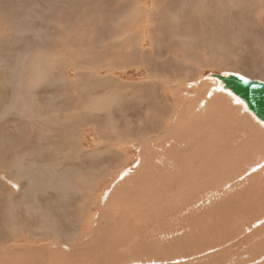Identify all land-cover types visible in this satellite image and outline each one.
Segmentation results:
<instances>
[{
	"label": "rangeland",
	"instance_id": "374dc122",
	"mask_svg": "<svg viewBox=\"0 0 264 264\" xmlns=\"http://www.w3.org/2000/svg\"><path fill=\"white\" fill-rule=\"evenodd\" d=\"M51 1L0 0V117H2L0 118V151H2L0 152V169L3 168L0 170V207L3 205L0 208V212L2 211L0 233L3 232L0 234V246L2 247H0V253L6 255L9 251L12 252L13 249L10 248L12 245L35 244L36 248L48 246L47 253L46 249H36L35 251L22 249L15 259L13 255L10 257L8 256L10 254L6 256L0 254L2 262L0 264H14V262L15 264H30V262L31 264H102L103 261H106L105 264H118L113 263V259H116L119 264L123 262V264L125 262L126 264H138L140 260L144 264H157L152 262L156 259L160 261V264H264V260L262 261L260 258V255L264 253V220H259L264 217V125L231 92L222 87L215 90L214 88L219 87L218 80L206 76L209 72L237 73L251 79L264 81V0L263 2L260 0L263 5L258 2L259 0H253V2L247 0L250 5L246 0H238V2L237 0H179V2L178 0H146L148 2L145 0L142 2H140L141 0H113V3L111 0ZM175 1L179 4L173 3ZM89 2L91 5L88 4ZM173 4L177 6L174 7ZM242 4L247 8L244 9ZM116 5L119 7L116 8ZM164 5H167V8ZM226 6V10H230L225 12ZM253 6L255 7L253 8ZM3 7L4 9H2ZM213 7L216 10L214 12ZM234 7L235 10L239 8V12L235 11ZM178 8L182 10L176 11ZM207 8L208 12H206ZM242 9H244L243 15ZM260 9L263 14L259 15ZM128 10L129 12H127ZM249 10H253L254 13L258 12L255 14L259 15V20L253 11ZM233 11L239 14H235ZM176 12L177 14H173ZM211 12L213 15L216 12L215 17ZM139 13H144V23L143 20L139 21ZM183 14L185 17L182 20ZM118 15L121 16L117 17ZM205 16L214 19L208 17L206 19ZM114 19L115 21H113ZM208 19L214 22L211 24ZM106 21L107 23H105ZM191 21L193 23H190ZM89 22L90 24H88ZM207 22L209 23L207 24ZM129 23L136 27L132 29ZM95 24L97 25L95 26ZM208 26L214 28L209 30ZM204 29L205 32H203ZM149 33L150 35H146ZM114 34L119 35L115 38ZM113 36L116 40L112 41ZM156 36L157 39L154 38ZM58 37L60 38L58 39ZM52 38L55 39L51 42ZM215 40L216 42H214ZM58 43L62 45L60 44V46ZM63 43L65 44L63 45ZM181 43L184 46L180 45ZM53 44L55 47L52 46ZM147 44H151V46ZM50 48L53 50L55 48L57 51H51ZM185 51L187 54H183L186 53ZM74 54L80 56H76L75 59ZM106 57L107 59H105ZM79 64L83 67H78ZM54 66L57 67V70ZM94 69L97 70L96 73ZM113 77L121 79L120 81L125 83L131 81L135 88L133 85L119 87ZM141 79L142 82L139 81ZM112 82H115L116 86ZM142 83L146 85H143L146 87L144 91ZM80 85L81 90L79 89ZM138 86H141L140 89ZM173 86L174 88L181 86L179 91L181 93L178 92L176 95L174 93L172 99L171 94L164 91L173 90ZM34 88L35 90H33ZM97 88L101 91L99 92ZM145 91L148 92L144 93ZM185 91L191 94L186 96L183 93ZM67 95L69 96L67 97ZM185 96L186 99H182ZM48 98L49 101L51 99L53 101H47ZM9 101L10 103H8ZM174 102L177 103V106L170 111ZM240 102L245 108L243 112H240L239 109L242 107ZM162 103L166 109L164 111H162ZM33 104L34 106H32ZM182 106L186 109L180 116ZM94 113L96 117H94ZM205 116L208 121H200ZM101 120L102 122H100ZM97 122L98 127L96 126ZM150 124L151 126L154 124L155 127H151ZM207 124L212 130V134L207 142H204L205 131L208 129ZM225 126L226 128H224ZM44 128H46L45 131ZM219 130L226 133V138L227 133L232 134L231 137H228L230 140L219 139ZM47 131L48 134H46ZM200 132L201 135H199ZM12 133L16 136H14L16 140L11 135ZM223 136L225 137V135ZM223 136L221 137L224 138ZM9 137L12 139L10 140ZM21 139H23L21 142L23 145L20 143ZM72 142H74L73 145ZM67 143L68 147L66 148ZM75 144L74 148L76 149L73 148ZM30 146L33 147V152L30 151ZM232 147L233 149H231ZM72 148L73 151L70 152ZM239 148L238 156L234 157L232 161H227L226 155L230 152L236 153ZM51 151L53 152L51 153ZM191 152L194 158H206L209 181H202V179L200 181L201 177H194L191 171V180L185 179L181 184H177L181 194L177 191V195H175L174 176L179 172L180 163L183 164V169L185 164L189 165L190 169L197 166L198 162L191 160L193 158L190 155ZM88 157L92 161H89ZM33 158L34 161L31 160ZM155 160L159 161V164H156ZM40 161L42 162L40 163ZM75 162L76 164H74ZM32 165L35 166L34 169H32ZM198 165L201 164L198 163ZM81 166L83 167L81 168ZM221 166H223L222 170L219 169ZM157 167L161 170H157ZM52 168L55 170L54 173ZM224 168L225 171H223ZM48 169H51L50 172H47ZM14 170L16 177L14 173V175L11 174ZM32 172L34 175L30 174ZM41 177L43 180L49 177V180L47 178L46 181H43ZM162 180H164L163 186L173 191L159 190L162 187ZM198 182L202 184V187L201 184L196 185ZM83 183L86 188L83 187ZM65 185L67 187H64ZM205 186L207 189L203 192ZM188 193L190 194L188 195ZM125 194L127 197L122 199L123 195L126 196ZM43 201L44 203H42ZM120 201L123 202L120 203ZM156 201L157 203H155ZM34 204L39 205L37 207ZM45 204L46 207L49 206L46 209ZM40 206L42 207L40 208ZM25 227L27 232L24 230ZM8 229L14 231L17 236L15 237L14 232L12 235ZM72 233L74 236L71 235ZM59 236L64 239L63 245L59 242L61 239ZM53 237H57L59 240ZM45 239L46 243L43 242ZM79 239L83 240L82 243ZM57 241L58 244L54 246L55 248L53 245H48ZM76 242H80V244H76ZM44 251L45 253H42ZM32 254H35V257ZM49 255H53L52 258ZM62 256H65V261H62ZM70 256L72 257L70 258ZM5 258L6 262H4ZM9 259L11 263H9Z\"/></svg>",
	"mask_w": 264,
	"mask_h": 264
},
{
	"label": "bare ground",
	"instance_id": "6f19581e",
	"mask_svg": "<svg viewBox=\"0 0 264 264\" xmlns=\"http://www.w3.org/2000/svg\"><path fill=\"white\" fill-rule=\"evenodd\" d=\"M49 1H51V0H49ZM65 1H66V0H65ZM93 1H94V0H93ZM93 1H92V3H93ZM96 1H98V0H96ZM109 1H110V0H109ZM112 1H113V0H111V2H112ZM115 1H116V0H115ZM118 1H119V0H118ZM145 1H146V0H145ZM158 1H159V0H158ZM173 1H174V0H173ZM176 1H177V0H176ZM176 1L173 2V3H176ZM213 1H214V0H213ZM233 1H234V0H233ZM233 1H232V2H233ZM239 1H240V0H239ZM241 1H243V0H241ZM246 1H247V0H246ZM51 2H52V1H51ZM94 2H95V1H94ZM111 2H110V3H111ZM122 2H123V1H122ZM140 2H142V0H141ZM146 2H148V1H146ZM178 2H179V0H178ZM178 2H177L176 4H179ZM222 2H227V1H222ZM237 2H238V0H237ZM247 2H248V1H247ZM250 2H253V0H252V1L250 0ZM258 2H261V1L259 0ZM262 2H263V0H262ZM262 2H261L260 4H262ZM104 3H108V2H104ZM104 3H103V4H104ZM112 3H113V2H112ZM119 3H120V2H119ZM149 3H150V2H149ZM149 3H148V4H149ZM233 3H234V2H233ZM233 3H232V5H233ZM240 3H243V2H240ZM240 3H237V4H238V5H241ZM88 4L91 5L90 2H89ZM138 4H139V3H138ZM148 4H147V5H148ZM176 4H175V5L173 4L174 7L177 6ZM215 4H216V1H215ZM217 4H218V3H217ZM226 4H227V3H226ZM230 4H231V2H230ZM230 4H227V5H230ZM248 4L250 5L249 2H248ZM2 5H3V4H2ZM84 5H85V4H84ZM99 5H101V4H99ZM105 5H106V4H105ZM107 5H108V4H107ZM139 5L141 6V4H139ZM151 5H152V4H151ZM191 5H192V7H193V4H191ZM238 5H237V6H238ZM249 5H248V6H249ZM257 5H258V4H257ZM257 5H256V6H257ZM262 5H263V4H262ZM92 6H93V5H92ZM108 6H109V5H108ZM116 6H117V5H116ZM116 6H115V7H116ZM131 6H132V5H131ZM157 6H158V5H157ZM164 6L166 7L167 5H164ZM182 6H183V5H182ZM237 6H235V7H237ZM243 6H244V5L242 4V7H243ZM5 7H6V6H5ZM18 7H19V6H18ZM83 7H84V6H83ZM93 7H95V6H93ZM118 7H119V6H117L116 8H118ZM121 7H122V6H121ZM148 7H149V5H148ZM153 7H154V6H153ZM161 7H162V6H161ZM161 7H160V8H161ZM178 7H180V6H178ZM235 7H234V10H235ZM240 7H241V6H240ZM242 7H241V8H242ZM245 7H246V6H244V9H245ZM254 7H255V6H253V8H254ZM262 7H263V6H262ZM89 8H90V6H89ZM91 8H92V7H91ZM97 8H98V7H97ZM106 8H107V7H106ZM106 8H105V9H106ZM108 8H109V7H108ZM129 8H130V7H129ZM142 8H143V5H142ZM166 8H167V7H166ZM183 8H184V7H183ZM223 8H224V7H223ZM223 8H222V9H223ZM226 8H227V6L225 7V12L230 10V9L226 10ZM230 8L233 9V7H230ZM246 8H247V7H246ZM249 8H250V7H249ZM253 8H252V9H253ZM259 8H260V5H259ZM2 9H4V7H3ZM19 9H21V8L19 7ZM86 9H87V8H86ZM92 9H93V8H92ZM169 9H170V7H169ZM179 9H181V8H178L176 11H178ZM190 9H191V8H190ZM238 9H239V8H238ZM238 9H236V10L239 12ZM244 9L241 10V13H242V11H243ZM257 9H258V8H257ZM263 9H264V8H263ZM108 10H109V9H108ZM110 10H111V8H110ZM114 10H115V9H114ZM116 10H117V9H116ZM135 10H138V9H135ZM135 10H133V11H135ZM170 10H171V9H170ZM170 10H169V14H170ZM181 10H182V9H181ZM208 10H209V9L207 8V11H206V12H208ZM236 10H235V11H236ZM261 10H262V9L259 10V11H260V12H259V15H260V13H262ZM34 11H35V10H34ZM140 11H141V10H140ZM145 11H146V10H145ZM145 11H144V12H145ZM171 11H172V10H171ZM183 11H184V10H183ZM183 11H182V13H183ZM187 11L189 12V9H188ZM193 11H194V12H193ZM193 11H191V12L195 13V10H193ZM214 11H216V10H214V7H213V12H214ZM235 11H233V12H235ZM249 11H253V10H249ZM256 11H257V10H256ZM263 11H264V10H263ZM6 12H7V11H6ZM17 12H18V11H17ZM90 12H91V11H90ZM106 12H110V11H106ZM114 12H115V11H114ZM127 12H129V10H128ZM141 12H142V11H141ZM172 12H174V10H173ZM191 12H190V13H191ZM213 12H211V14H212ZM221 12H222V11H221ZM221 12H220V13H221ZM247 12H248V10H247ZM32 13H33V12H32ZM60 13H61V12H60ZM64 13H65V12H64ZM95 13H96V12H95ZM146 13H147V12H146ZM179 13H181V12L179 11ZM179 13H178V14H179ZM236 13H237V12H235V14H236ZM253 13H254V11H253ZM253 13H252V14H253ZM255 13L258 14V12H255ZM255 13H254V14H255ZM263 13H264V12H263ZM263 13H262V14H263ZM80 14H81V13H80ZM80 14H79V15H80ZM82 14H84V13H82ZM82 14H81V15H82ZM111 14L113 15L114 13H111ZM125 14H126V13H125ZM125 14H124V15H125ZM171 14H172V13H171ZM173 14H177V12H176V13H173ZM184 14H185V13H184ZM184 14H183V18H182V20H183L184 17H185ZM202 14H203V13H202ZM202 14H201V15H202ZM205 14H206V13H205ZM215 14H216V12L214 13V15L212 14L213 17H215ZM233 14H234V13H233ZM237 14H239V13H237ZM244 14L247 15L248 13H244ZM254 14H253V15H254ZM257 14H255V15H256L255 17L258 19V18H259V15L257 16ZM10 15H11V14H10ZM63 15H64V14H63ZM76 15H77V14H76ZM143 15H144V13H139V16H140L139 21H140V20H143V23H144V22H145V21H144L145 16L143 17ZM186 15H187V14H186ZM217 15H219V14H217ZM242 15H243V13H242ZM246 15H245V16H246ZM107 16H108V15H107ZM109 16H110V14H109ZM119 16H121V15H118L117 17H119ZM177 16H178V15H177ZM187 16H188V15H187ZM187 16H186V17H187ZM209 16H210V15H209ZM225 16H226V15H225ZM225 16H224V17H225ZM234 16H235V15H234ZM239 16H240V15H239ZM248 16H249V15H248ZM262 16H263V15H262ZM20 17H21V16H20ZM111 17H112V16H111ZM117 17H114V18H117ZM123 17H124V16H123ZM157 17H158V16H157ZM160 17H162V16H160ZM160 17H159V18H160ZM167 17H168V16H167ZM171 17L173 18V16H171ZM171 17H170V18H171ZM179 17H181V16H179ZM197 17H198V16H197ZM205 17H206V19H207L208 16H205ZM13 18H14V17H13ZM72 18H73V17H72ZM79 18H80V16H79ZM84 18H85V17H84ZM94 18H95V17H94ZM175 18H176V17H175ZM177 18H178V17H177ZM187 18H188V17H187ZM199 18H201V17L199 16ZM208 18H211V17H208ZM230 18H231V17H230ZM233 18H234V17H233ZM246 18H247V17H246ZM253 18H254V17H253ZM253 18H252V19H253ZM256 18H255V19H256ZM90 19H93V18H90ZM111 19H112V18H111ZM149 19H150V17H149ZM153 19H154V18H153ZM153 19H152V21H153ZM157 19H158V18H157ZM167 19H168V18H167ZM211 19H214V18H211ZM215 19H216V18H215ZM255 19H254V20H255ZM8 20H9V19H8ZM78 20H79V19H78ZM98 20H99V19H98ZM116 20H117V19H116ZM126 20H127V18H126ZM146 20H147V18H146ZM179 20H180V19H179ZM185 20H186V18H185ZM196 20H197V18H196ZM196 20H195V22H196ZM201 20H203V19H201ZM208 20H210V19H208ZM217 20H218V19H217ZM227 20H228V19H227ZM229 20H230V19H229ZM231 20H232V19H231ZM240 20H242V19H240ZM246 20H247V19H246ZM246 20H245V21H246ZM258 20H259V19H258ZM76 21H77V19H76ZM101 21H102V20H101ZM113 21H115V19H114ZM127 21H128V20H127ZM149 21H151V20H149ZM152 21H151V22H152ZM164 21H165V20H164ZM168 21H169V20H168ZM189 21H190V20H189ZM206 21H207V20H206ZM215 21H216V20H215ZM68 22H69V21H68ZM83 22H84V20H83ZM121 22H122V21H121ZM130 22H131V20H130ZM147 22H148V21H147ZM161 22H163V21H161ZM195 22H194V23H195ZM210 22H211V24H212L214 21L212 22V21L210 20ZM217 22H218V21H217ZM226 22H227V21H226ZM230 22H232V21H230ZM77 23H78V22H77ZM91 23H92V21H91ZM105 23H107V21H106ZM111 23H112V21H111ZM117 23H118V22H117ZM140 23H141V22H140ZM190 23H193V22L191 21ZM202 23H203V22L201 21V24H202ZM208 23H209V22H207V24H208ZM223 23H224V22H223ZM250 23H251V22H250ZM250 23H248V24L250 25ZM73 24H74V23H73ZM88 24H90V22H89ZM88 24H87V25H88ZM113 24H114V22H113ZM130 24H131V23H129V25H130ZM147 24H148V23H147ZM165 24H166V23H165ZM234 24H235V23H234ZM234 24H233V25H234ZM77 25H78V24H77ZM82 25H83V24H82ZM96 25H97V24H95V26H96ZM111 25H112V24H111ZM140 25H141V24H140ZM140 25H139V26H140ZM191 25H192V24H191ZM205 25H206V22H205ZM213 25H215V24H213ZM231 25H232V24H231ZM70 26H71V25H70ZM70 26H69V27H70ZM113 26H115V25H113ZM143 26H144V25H143ZM172 26H173V25H172ZM187 26H188V25H187ZM201 26H202V25H201ZM201 26H199V27H201ZM209 26H210V25H209ZM209 26H208V28H209ZM84 27H85V26H84ZM92 27H93V26H92ZM116 27H117V25H116ZM131 27H132V29H133V28H135L136 26L133 27L132 24H131ZM173 27H174V26H173ZM188 27H190V26H188ZM192 27H193V25H192ZM203 27H204V26H203ZM212 27H213V26H212ZM216 27H217V26H216ZM85 28H86V27H85ZM85 28H84V29H85ZM89 28H90V27H89ZM170 28H171V27H170ZM213 28H214V27H213ZM213 28L210 27L209 30H210V29H213ZM218 28H219V27H218ZM74 29H76V28H74ZM132 29H131V30H132ZM142 29H143V28H142ZM173 29H174V28H173ZM190 29L192 30V28H190ZM194 29H195V26H194ZM194 29H193V30H194ZM68 30H69V29H68ZM139 30H140V29H139ZM202 30H203V29H202ZM207 30H208V29H207ZM71 31H72V30H71ZM86 31H88V30H86ZM114 31H115V30H114ZM144 31H145V30H144ZM153 31H154V30H153ZM211 31H213V30H211ZM130 32H131V31H130ZM140 32H141V31H140ZM140 32H139V33H140ZM151 32H152V31H151ZM189 32H190V31H189ZM203 32H205V29H204ZM216 32H217V31H216ZM76 33H77V32H76ZM76 33H75V34H76ZM83 33H84V32H83ZM133 33H134V31H133ZM145 33H146V32H145ZM155 33H157V32H155ZM155 33H154V35H156ZM180 33H181V32H180ZM180 33H179V34H180ZM192 33H193V32H192ZM61 34H63V33H61ZM77 34H79V33H77ZM80 34H82V33L80 32ZM94 34H95V33H94ZM123 34H124V33H123ZM141 34H142V32H141ZM163 34H165V33H163ZM176 34H177V33H176ZM188 34H190V33H188ZM212 34H213V33H212ZM54 35H55V34H54ZM64 35H65V33H64ZM82 35H83V34H82ZM87 35H88V33H87ZM114 35H115V34H114ZM118 35H119V34H118ZM118 35H115V38L118 37ZM139 35H140V34H139ZM146 35H150V33H149V34H146ZM152 35H153V34H152ZM169 35H171V34H169ZM181 35H182V33H181ZM207 35H208V33H207ZM210 35H211V34H210ZM210 35H209V36H210ZM52 36H53V35H52ZM56 36H57V35H56ZM60 36H61V35H60ZM73 36H74V35H73ZM80 36H81V35H80ZM120 36H121V35H120ZM142 36L144 37V35H142ZM174 36H175V35H174ZM50 37H51V35H50ZM62 37H63V35H62ZM107 37H108V36H107ZM107 37H106V38H107ZM131 37H132V36H131ZM139 37H141V36H139ZM182 37H183V36H182ZM220 37H221V36H220ZM59 38H60V37H58V39H59ZM65 38H66V37H65ZM89 38H90V37H89ZM103 38H104V37H103ZM112 38H114V36H113ZM115 38L112 39V41H113V40H116ZM146 38H147V37H146ZM154 38L157 39V36L154 37ZM221 38H222V37H221ZM53 39H55V38H52V39H51V42H52ZM58 39H57V40H58ZM63 39H64V37L62 38V40H63ZM71 39H72V38H71ZM82 39H83V37H82ZM136 39H139V38H136ZM141 39H142V38H141ZM143 39H144V38H143ZM147 39H148V38H147ZM150 39H151V38H150ZM152 39H153V38H152ZM181 39H183V38H181ZM224 39H225V38H224ZM67 40H69V39H67ZM78 40H79V39H78ZM80 40H81V39H80ZM110 40H111V39H110ZM118 40H119V39H118ZM47 41H48V40H47ZM89 41H90V40H89ZM102 41H103V40H102ZM104 41H105V40H104ZM104 41H103V42H104ZM177 41H178V40H177ZM223 41H224V40H223ZM54 42H55V41H54ZM60 42H61V40H60ZM62 42H63V41H62ZM65 42L68 43L69 41H65ZM70 42H71V40H70ZM70 42H69V43H70ZM78 42H79V41H78ZM85 42H86V41H85ZM122 42H123V41H122ZM132 42H133V41H132ZM136 42H138V41H136ZM143 42H144V41H143ZM149 42H150V41H149ZM178 42H179V41H178ZM214 42H216V40H215ZM225 42H226V40H225ZM255 42H256V41H255ZM91 43H92V42H91ZM94 43H95V42H93L92 44H94ZM98 43H99V42H98ZM101 43H102V42H101ZM133 43H134V42H133ZM154 43H155V42H154ZM182 43H183V42H182ZM182 43H181L180 45H183ZM185 43H186V41H185ZM60 44H61V43H58V45H60ZM64 44H65V43H63V45H64ZM81 44H82V43H81ZM99 44H100V43H99ZM113 44L115 45V43H113ZM130 44H132V43H130ZM145 44H146V43H145ZM187 44H189V43H187ZM221 44H222V43H221ZM50 45H51V44H50ZM61 45H62V44H61ZM61 45H60V46H61ZM74 45H75V44H74ZM74 45H73V46H74ZM138 45H139V44H138ZM147 45H148V44H147ZM149 45L151 46V44H149ZM149 45H148V46H149ZM178 45H179V44H178ZM257 45H258V43H257ZM41 46H42V45H41ZM52 46L55 47L54 44H53ZM71 46H72V44H71ZM75 46H76V45H75ZM75 46H74V47H75ZM109 46H110V45H109ZM133 46H134V45H133ZM157 46H158V45H157ZM183 46H184V45H183ZM47 47H48V46H47ZM96 47H97V46H96ZM178 47H180V46H178ZM59 48H60V47H59ZM65 48H66V47H65ZM71 48H72V47H71ZM120 48H121V47H120ZM140 48H141V47H140ZM144 48H145V45H144ZM144 48H143V49H144ZM146 48H147V47H146ZM180 48H182V47H180ZM50 49H52V48H50ZM61 49H62V48H61ZM68 49H70V48H68ZM141 49H142V48H141ZM164 49H166V48H164ZM184 49H185V48H184ZM47 50H48V49H47ZM55 50H56V49L54 48V50L52 49L51 51H55ZM58 50H59V49H58ZM91 50H93V49H91ZM97 50H98V49H97ZM103 50H104V49H103ZM119 50H121V49H119ZM124 50H125V48H124ZM145 50H146V49H145ZM148 50H150V49H148ZM181 50H182V49H181ZM56 51H57V50H56ZM63 51H64V50H63ZM80 51H81V50H80ZM83 51H84V49H83ZM100 51H101V50H100ZM121 51H122V50H121ZM172 51H173V50H172ZM176 51H177V50H176ZM178 51H179V49H178ZM191 51H192V50H191ZM72 52H73V51H72ZM103 52H104V51H103ZM103 52H102V53H103ZM185 52H186V53H183V54H187V51H185ZM230 52H231V51H230ZM84 53H86V52H84ZM88 53H89V51H88ZM146 53H148V52H146ZM157 53H158V52H157ZM174 53H175V52H174ZM178 53H179V52H178ZM228 53H229V52H228ZM47 54H50V53L47 52ZM77 54H78V52H77ZM155 54H156V53H155ZM160 54H162V53H160ZM180 54H181V53H180ZM229 54H230V53H229ZM37 55H38V54H37ZM43 55H44V54H43ZM55 55H57V54H55ZM55 55H54V56H55ZM67 55H68V53H67ZM69 55L71 56V53H70ZM74 55H75V54H74ZM117 55H118V54H117ZM121 55H122V54H121ZM156 55H157V54H156ZM163 55H164V53H163ZM163 55H161V56L163 57ZM166 55H167V54H166ZM177 55H178V54H177ZM189 55H190V54H189ZM193 55H194V54H193ZM44 56H45V55H44ZM46 56H47V55H46ZM76 56H78V55H75V59H76ZM79 56H80V55H79ZM79 56H78V57H79ZM87 56H88V55H87ZM157 56H159V55H157ZM161 56H160V57H161ZM84 57H85V56H84ZM160 57H158V58H160ZM45 58H47V57H45ZM58 58H59V57H58ZM64 58H65V57H64ZM70 58H71V57H70ZM68 59H69V58H68ZM82 59H84V58H82ZM82 59H81V60H82ZM85 59H86V58H85ZM93 59H94V58H93ZM100 59H101V58H100ZM102 59H103V58H102ZM105 59H107V57H106ZM119 59H120V58H119ZM121 59H122V58H121ZM53 60H55V59H53ZM81 60H80V63L82 62ZM166 60H168V59H166ZM166 60H165V62H166ZM176 60H177V59H176ZM182 60H183V59H182ZM36 61H37V60H36ZM36 61H35V62H36ZM64 61H65V60H63V62H64ZM75 61L78 62L77 60H75ZM92 61H93V60H92ZM97 61H98V60H97ZM104 61H105V60H104ZM174 61H175V60H174ZM52 62H53V61H52ZM93 62H95V61H93ZM98 62L101 63V61H98ZM121 62H122V61H121ZM147 62H148V61H147ZM1 63H2V62H1ZM36 63H37V62H36ZM44 63H46V62H44ZM58 63H59V61L57 62V67H58ZM64 63H65V62H64ZM78 63H79V62H78ZM90 63H91V61H90ZM90 63H89V64H90ZM152 63H153V61H152ZM175 63H176V62H175ZM175 63H173L174 66H175ZM41 64H42V63H41ZM53 64L55 65V63H53ZM53 64H52V65H53ZM83 64H84V62H83ZM89 64H86V65H89ZM52 65H51V66H52ZM76 65H77V63H76ZM139 65H140V64H139ZM44 66H45V65H44ZM79 66L81 67L82 65L79 64L78 67H79ZM84 66H85V65H84ZM90 66H91V64H90ZM92 66H94V65L92 64ZM120 66H121V64H120ZM193 66H194V65H193ZM54 67H55V66H54ZM57 67H55V69H56ZM82 67H83V66H82ZM145 67H146V66H145ZM154 67H155V65H154ZM84 68H86V66H85ZM141 68H142V67H141ZM141 68H140V69H141ZM166 68H167V67H166ZM173 68H174V67H173ZM78 69H79V68H78ZM80 69H81V68H80ZM99 69H100V68H99ZM53 70H54V69H53ZM56 70H57V69H56ZM74 70H75V69H74ZM84 70H86V69H84ZM133 70H134V69H133ZM50 71H51V70H50ZM75 71H77V70H75ZM94 71H95V73H96L97 70L94 69ZM143 71H144V69H143ZM81 72H82V70H81ZM139 72H140V71H139ZM155 72H156V71H155ZM60 73H61V72H60ZM83 73H84V72H83ZM85 73H87V72H85ZM89 73H90V72H89ZM95 73H93V74H95ZM147 73H148V72H147ZM147 73H145V74H147ZM0 74H1V73H0ZM62 74H63V73H62ZM78 74H81V73H78ZM97 74H98V73H97ZM143 74H144V73H143ZM39 75H40V74H39ZM126 75H127V74H126ZM137 75H138V74H137ZM60 76H61V75H60ZM78 76H79V75H78ZM78 76H76V78H78ZM87 76H88V75H87ZM89 76H90V74H89ZM89 76H88V77H89ZM91 76H93V75H91ZM116 76H117V75H116ZM120 76H121V75H120ZM193 76H194V75H193ZM53 77H54V76H53ZM95 77H97V76H95ZM95 77H94V79H95ZM102 77H103V76H102ZM127 77H128V76H127ZM127 77H124V78H127ZM181 77H182V76H181ZM181 77H180V79H181ZM191 77H192V76H191ZM9 78H10V77H9ZM61 78H62V77H61ZM82 78H83V77H82ZM84 78H85V76H84ZM91 78H93V77H91ZM113 78H114V77H113ZM124 78H123V79H124ZM156 78H157V77H156ZM183 78H184V77H183ZM189 78H190V77H189ZM207 78H208V77H207ZM86 79H87V78H86ZM88 79H89V78H88ZM97 79L100 80V78H97ZM114 79H116V78H114ZM128 79H129V78H128ZM186 79H187V78H186ZM56 80H57V79H56ZM77 80H78V79H77ZM120 80H121V79H120ZM120 80L116 79V83H117V85H118L119 87H122V86H125V85H127V86H128V85H133L134 88H135L134 83H132L131 81H128V82L125 83V82H122V81H120ZM178 80H179V79H178ZM178 80H177V81H178ZM183 80H184V79H183ZM189 80H190V79H189ZM191 80H194V79H191ZM29 81H30V80H29ZM44 81H45V80H44ZM47 81H48V80H47ZM90 81H91V79H90ZM112 81H114V80H112ZM139 81L142 82L143 80L141 79V80H139ZM139 81H137V82H139ZM144 81H145V80H144ZM153 81H154V80H153ZM155 81H157V80H155ZM77 82H78V81H77ZM77 82H76V83H77ZM91 82H93V80H92ZM91 82H90V83H91ZM100 82H101V81H100ZM105 82H106V81H105ZM159 82H161V81H159ZM182 82H184V81H182ZM182 82H180V83H182ZM35 83H36V82H35ZM40 83H41V82H40ZM40 83H38V84H40ZM78 83H79V82H78ZM81 83H82V82H81ZM88 83H89V82H88ZM88 83H86V84H88ZM94 83H95V82H94ZM112 83H114V85L116 86L115 82H112ZM146 83H147V82H146ZM155 83H156V82H155ZM170 83H171V82H170ZM172 83H173V82H172ZM59 84H60V83H59ZM74 84H75V83H74ZM74 84H72V85H74ZM95 84H96V83H95ZM97 84H98V83H97ZM101 84H102V83H101ZM105 84H106V83H105ZM153 84H154V83H153ZM153 84H152V86H153ZM156 84H158V83H156ZM159 84H160V83H159ZM168 84H169V83H168ZM193 84H194V82H193ZM24 85H25V84H24ZM36 85H37V84H36ZM46 85H47V84H46ZM103 85H104V83H103ZM139 85H140V83H139ZM143 85H145V84H144V83L141 84V86H142V88H143V91H144V90H146V87H144ZM161 85H162V84H161ZM161 85H160V86H161ZM173 85H174V84H173ZM175 85H177L176 82H175ZM183 85H184V84H183ZM189 85H190V84H189ZM43 86H45V85H43ZM84 86H86V85H84ZM141 86H138V88L141 87ZM145 86H146V85H145ZM152 86H151V87H152ZM154 86H155V84H154ZM166 86H167V85H166ZM168 86H169V85H168ZM171 86H172V85H171ZM186 86H187V85H186ZM46 87H47V86H46ZM46 87H45V88H46ZM80 87H81V85L79 86V89L81 90ZM98 87H99V84H98ZM131 87H132V86H131ZM136 87H137V85H136ZM176 87H177V88H176ZM188 87H190V86H188ZM188 87H187V88H188ZM71 88H72V87H71ZM77 88H78V87H77ZM105 88H106V87H105ZM105 88H104V90H105ZM129 88H130V86H129ZM187 88H186V89H187ZM220 88H221V87L219 86V87L214 88V89H215V90H219ZM47 89H48V88H47ZM84 89H85V88H84ZM111 89H112V88H111ZM139 89H140V88H139ZM149 89H150V88H149ZM152 89H153V88H152ZM156 89H157V88H156ZM156 89H155V90H156ZM172 89H173V90L169 89L170 91H164V92H166L167 94H171L172 99H173V97H174V93H175V95L178 94V92L181 90V86H179V88H178V86H175V88H174V86H173ZM33 90H35V88H34ZM82 90H83V89H82ZM85 90H87V89H85ZM97 90H99V88H97ZM104 90H103V91H104ZM150 90H151V89H150ZM158 90H159V89H158ZM71 91H72V90H71ZM87 91H88V90H87ZM91 91H92V90H91ZM93 91H94V90H93ZM100 91H101V89L99 90V92H100ZM103 91H102V92H103ZM32 92H33V91H32ZM36 92H37V91H36ZM36 92H35V93H36ZM102 92H101V93H102ZM104 92H105V91H104ZM108 92H109V91H108ZM147 92H148V91H147ZM147 92L145 91L144 93H147ZM209 92H211V91H209ZM33 93H34V92H33ZM38 93H39V92H38ZM69 93H70V92H69ZM78 93H79V91H78ZM87 93H88V92H87ZM179 93H181V92H179ZM183 93H185L186 96H188V94H191V93H189V92H187V91H185V92H183ZM50 94H51V93H50ZM59 94H60V93H59ZM59 94H55V95H59ZM90 94H91V93H90ZM105 94H106V93H105ZM105 94H104V95H105ZM149 94H150V92H149ZM149 94H148V95H149ZM185 94H184V95H185ZM206 94H207V93H206ZM211 94H212V93H211ZM11 95H12V93H11ZM64 95H65V94H64ZM88 95H89V94H88ZM107 95H109V94L107 93ZM113 95H114V94H113ZM116 95H117V94H116ZM142 95H143V94H142ZM146 95H147V94H146ZM160 95H162V94H160ZM207 95H208V94H207ZM4 96H5V95H4ZM31 96L33 97L34 95H31ZM51 96H52V95H51ZM68 96H69V95H67V97H68ZM83 96H84V95H83ZM94 96H96V95H94ZM105 96H106V95H105ZM110 96H112L111 93H110ZM130 96H131V95H130ZM171 96H170V97H171ZM177 96H178V95H177ZM186 96H185L184 98H182V99L185 100V99H186ZM63 97H64V96H63ZM63 97H62V98H63ZM124 97H126V96H124ZM127 97H128V95H127ZM153 97H154V96H153ZM155 97H156V96H155ZM157 97H158V96H157ZM191 97H192V96H191ZM203 97H204V96H203ZM206 97H207V96H206ZM206 97H204V98H206ZM5 98H6V97H5ZM52 98H53V97H52ZM55 98H56V97H55ZM57 98H58V96H57ZM113 98H115V97H113ZM133 98H134V97H133ZM193 98H194V97H193ZM66 99H67V98H66ZM68 99H69V98H68ZM68 99H67V100H68ZM116 99H117V98H116ZM116 99H115V100H116ZM128 99H129V98H128ZM158 99H160V98H158ZM161 99H162V98H161ZM41 100H42V99H41ZM58 100H59V99H58ZM81 100H82V99H81ZM108 100H109V99H108ZM164 100H165V99H164ZM164 100H163V101H164ZM176 100H178V99H176ZM188 100H190V99H188ZM47 101H49V98H48ZM51 101H53V100L51 99ZM51 101H49V102H51ZM111 101H114V99H111ZM118 101H119V99H118ZM145 101H146V100H145ZM161 101H162V100H161ZM178 101H179V100H178ZM180 101H181V98H180ZM180 101H179V102H180ZM186 101H187V100H186ZM203 101H204V100H203ZM203 101H202V102H203ZM108 102H109V101H108ZM126 102H127V101H126ZM132 102H133V100H132ZM153 102H154V101H153ZM153 102H152V103H153ZM179 102H178V103H179ZM182 102H183V100H182ZM233 102H237V101H233ZM241 102H242V101H241ZM241 102H240V103H241ZM8 103H10V101H9ZM140 103H141V102H140ZM157 103H158V102H157ZM164 103H165V102H164ZM164 103H162V106H163L162 111L166 110V109H165V106H164ZM242 103L244 104V102H242ZM242 103H241V104H242ZM62 104H63V102H62ZM120 104H123V103H120ZM170 104H171V103H170ZM203 104H204V103H203ZM243 104H242V107H239L240 112H243V111L245 110V108H244L245 104H244V106H243ZM10 105H11V104H10ZM46 105H47V104H46ZM52 105H53V104H52ZM129 105H130V104H129ZM158 105H161V104H158ZM165 105H166V104H165ZM178 105H179V104H178ZM182 105H183V104H182ZM7 106H9V105H7ZM7 106H6V107H7ZM32 106H34V104H33ZM60 106H61V105H60ZM69 106H72V105H69ZM82 106H83V105H82ZM87 106H88V105H87ZM89 106H90V105H89ZM135 106H136V104H135ZM175 106H177V103H176V102H174L173 105H171V110H170V111H172V110L175 108ZM46 107L48 108L49 106H46ZM92 107H94V106H92ZM245 107H246V106H245ZM30 108H31V107H30ZM39 108H40V107H39ZM61 108H62V107H61ZM71 108H72V107H71ZM141 108H142V107H141ZM185 109H186V107H183V106L180 108V111H181V113H182V114H180V116L183 115V112H184ZM237 109H238V108H237ZM7 110H8V109H7ZM9 110H10V109H9ZM42 110H43V109H42ZM49 110H50V109H49ZM64 110H65V109H64ZM64 110H63V111H64ZM71 110H72V109H71ZM71 110H70V111H71ZM100 110H101V108H100ZM141 110H142V109H141ZM59 111H60V110H59ZM151 111H152V110H151ZM156 111H157V110H156ZM175 111H176V110H175ZM71 112H72V111H71ZM97 112H98V110H97ZM105 112H106V111H105ZM124 112H125V111H124ZM137 112H138V110H137ZM158 112H159V111H158ZM165 112H166V111H165ZM177 112H179V111H177ZM59 113H60V112H59ZM76 113H77V112H76ZM95 113H96V112H95ZM95 113H94V117H96V116H95ZM138 113H139V112H138ZM248 113H250V112H248ZM78 114H79V112H78ZM122 114H124V113H122ZM141 114H142V113H141ZM178 114H179V113H178ZM54 115H55V114H54ZM142 115H143V114H142ZM43 116H45V115H43ZM73 116H74V115H73ZM99 116H100V114H99ZM132 116H134V115L132 114ZM135 116H136V115H135ZM249 116H250V114H249ZM47 117H48V116H47ZM80 117H81V115H80ZM92 117H93V116H92ZM137 117H138V116H137ZM163 117H164V116H163ZM0 118H2V117H0ZM82 118H83V117H82ZM135 118H136V117H135ZM143 118H144V117H143ZM159 118H160V117H159ZM252 118H253V117H252ZM49 119H50V118H49ZM72 119H74V118H72ZM78 119H79V118H78ZM104 119H105V118H104ZM154 119H157V118H154ZM154 119H153V120H154ZM194 119H195V118H194ZM62 120H63V118H62ZM62 120H61V121H62ZM76 120H77V119H76ZM195 120H196V119H195ZM206 120H207V117H206V116L200 119V121H206ZM65 121H66V120H65ZM81 121H82V119H81ZM94 121H95V120H94ZM96 121H97V120H96ZM154 121H155V120H154ZM156 121H157V120H156ZM158 121H159V120H158ZM207 121H208V120H207ZM79 122H80V120H79ZM83 122H84V120H83ZM87 122H88V121H87ZM100 122H102V120H101ZM130 122H131V121H130ZM146 122H147V121H146ZM150 122H151V121H150ZM150 122H148V123H150ZM152 122H153V121H152ZM198 122H199V121H198ZM49 123H50V122H49ZM148 123H147V124H148ZM155 123H156V122H155ZM207 123H208V122H207ZM53 124H54V123H53ZM53 124H52V125H53ZM100 124H101V123H99V125H100ZM134 124H135V123H134ZM139 124H140V122H139ZM156 124H157V123H156ZM160 124H161V123H160ZM168 124H169V123H168ZM168 124H167V125H168ZM258 124H259V123H258ZM87 125H89V124H87ZM97 125H98V122H97L96 126H97ZM152 125H153V126H151V124H150L151 127H155L154 124H152ZM200 125H201V124H200ZM260 125H261V124H260ZM74 126H76V123H74ZM94 126H95V125H94ZM96 126H95V127H96ZM100 126H101V125H100ZM150 126H148V127H150ZM161 126H162V125H161ZM204 126H206V125H204ZM44 127H45V126H44ZM97 127H98V126H97ZM101 127H102V126H101ZM101 127H99V128H101ZM157 127H159V126H157ZM202 127H203V126H202ZM207 127H208V124H207ZM38 128H39V127H38ZM60 128H62V127H60ZM90 128H91V127H90ZM145 128H146V127H145ZM224 128H226V126H225ZM28 129H29V128H28ZM41 129H42V128H41ZM45 129H46V128H44V131H45ZM74 129H75V128H74ZM74 129H73V130H74ZM91 129H92V128H91ZM153 129H154V128H153ZM153 129H152V130H153ZM26 130H27V129H26ZM100 130H101V129H100ZM100 130H98V131H100ZM118 130H119V129H118ZM128 130H129V129H128ZM204 130H205V128H204ZM30 131H32V130H30ZM30 131H29V133H30ZM49 131L51 132V130H49ZM90 131H91V130H90ZM90 131H89V132H90ZM222 131H223V130H222ZM222 131H221V130L218 131L219 139H221V140L229 139V140H230V138H228V137H231L232 134L227 133V138H226V133H224V131H223V132H222ZM37 132H38V131H37ZM40 132H41V131H40ZM76 132H77V131H76ZM91 132H92V131H91ZM51 133H52V132H51ZM140 133H142V132H140ZM42 134H43V133H42ZM46 134H48V131H47ZM46 134H45V135H46ZM55 134H57V133H55ZM99 134H100V132H99ZM132 134H134V133H132ZM136 134H137V133H136ZM211 134H212V130L208 127V129L205 131V135H204V139H203V141H204V142H207V140L210 138ZM11 135H13V137L15 136L13 133H12ZM16 135H17V134H16ZM97 135H98V134H97ZM142 135H143V133H142ZM199 135H201V132L199 133ZM223 135H225V137H224ZM20 136H21V135H20ZM20 136H19V137H20ZM69 136H70V133H69ZM131 136H133V135H131ZM140 136H141V135H140ZM140 136H139V137H140ZM221 136H223L224 138H222ZM10 137H11V136H10ZM10 137H9V138H10ZM15 137H16V136H15ZM15 137H14V139H15ZM133 137H134V136H133ZM143 137H144V136H143ZM44 138H45V137H44ZM70 138H71V137H70ZM146 138H147V137H146ZM11 139H12V138H10V140H11ZM18 139H19V138H18ZM23 139H24V138H23ZM23 139L20 140V143L22 142ZM128 139H129V138H128ZM141 139H142V138H141ZM147 139L149 140V138H147ZM10 140H9V141H10ZM15 140H16V139H15ZM65 140H66V139H65ZM139 140H140V139H139ZM153 140H154V139H153ZM157 140H158V139H157ZM231 140H232V138H231ZM12 141H14V140H12ZM25 141H26V140H25ZM142 141H143V140H142ZM146 141H147V140H146ZM6 142H8V141H6ZM6 142H4V143H6ZM14 142H15V141H14ZM14 142H12V143H14ZM18 142H19V141H18ZM144 142H145V141H144ZM231 142H232V141H231ZM8 143H9V142H8ZM16 143H17V141H16ZM16 143H15V144H16ZM45 143L48 144V142H45ZM233 143H234V142H233ZM21 144H22V143H21ZM50 144H51V143H50ZM62 144H64V143L62 142ZM73 144H74V142H72V145H73ZM13 145H14V144H13ZM19 145H20V144H19ZM22 145H23V144H22ZM22 145H21V146H22ZM45 145H46V144H45ZM8 146H9V144H8ZM14 146H15V145H14ZM33 146H34V145H33ZM47 146H49V145H47ZM60 146H62V145H60ZM65 146H66V145H65ZM69 146H70V144H69ZM157 146H158V145H157ZM16 147H17V146H16ZM19 147H20V146H19ZM62 147H63V146H62ZM67 147H68V143H67L66 148H67ZM74 147H76V144L73 146V148H74ZM78 147H79V146H78ZM32 148H33V147H32ZM32 148H31V146H30V151H32ZM49 148H50V147H49ZM73 148H72V150L70 149V152L73 151ZM12 149H13V148H12ZM28 149H29V148H28ZM74 149H76V148H74ZM77 149H78V148H77ZM98 149H99V148H98ZM105 149H106V148H105ZM231 149H233V147H232ZM21 150H22V149H21ZM33 150H34V149H33ZM44 150H45V149H44ZM46 150H47V148H46ZM49 150H50V149H49ZM54 150H55V149H54ZM54 150H53V151H54ZM67 150H68V149H67ZM79 150H80V149H79ZM139 150H141V149H139ZM191 150H192V149H191ZM239 150H240V148L238 149V151L236 150V151H237V152H236L237 154L234 152V153H235V156H234V153H233V152L228 153V154L226 155V159H227V161H232L234 157L238 156ZM5 151H6V150H5ZM11 151H12V150H11ZM15 151H16V150H15ZM19 151H20V150H19ZM26 151H28V150H26ZM34 151H35V150H34ZM53 151H51V153H52ZM56 151H57V150H56ZM83 151H84V150H83ZM108 151H109V150H108ZM145 151H146V150H145ZM0 152H2V151H0ZM3 152H4V151H3ZM24 152H25V151H24ZM32 152H33V151H32ZM32 152H31V153H32ZM68 152H69V150H68ZM192 152H193V151H192ZM192 152L190 153L191 157H193V156H192ZM194 152H196L195 149H194ZM28 153H29V151H28ZM110 153H111V151H110ZM21 154H22V153H21ZM59 154H60V153H59ZM19 155H20V154H19ZM26 155H27V154H26ZM29 155H30V154H29ZM68 155H70V154H68ZM81 155H82V154H81ZM85 155H87V154L85 153ZM140 155H141V154H140ZM1 156H2V155H1ZM66 156H67V155H66ZM197 156H198V155H197ZM5 157H6V156H5ZM18 157H19V156H18ZM89 157H90V156H89ZM89 157H88V159H89ZM135 157H136V156H135ZM3 158H4V157H2V160H4ZM19 158H21V156H20ZM25 158H26V157H25ZM72 158H73V156H72ZM43 159L45 160L44 157H43ZM47 159H48V158H47ZM47 159H46V161H47ZM83 159H84V158H83ZM88 159H87V161H86L87 163H88ZM21 160H24V159H21ZM21 160H20V161H21ZM31 160L34 161L35 159L33 158V159H31ZM69 160H70V159H69ZM78 160H79V159H78ZM191 160H192V162H193V161H197V162L200 163L201 165H198V163H197V166H195V167L193 166V169H194V170H193V169H190V166L187 165V164L184 165V169H183V168H182L183 164L180 163V165H179V172H178L177 175L174 176V180H175V183H176V185H175V195H177L178 185H179V184H181L185 179H187L188 181L191 180V171H192V174H193L194 177H196V176H197L198 178L201 177V178H200V181H201V179H202V181H203V180H204V181H209V177H208V176H209V175H208L209 173L207 172V169H206V168H207V165H208V162H207L206 158H204V159H200V158H194V157H193V158H191ZM24 161L26 162V160H24ZM33 161H32V162H33ZM66 161H67V160H66ZM72 161H73V160H72ZM80 161H81V160H80ZM89 161H92V160L89 159ZM94 161H95V160H94ZM6 162H8V161H6ZM6 162H5V163H6ZM22 162H23V161H22ZM28 162H29V160H28ZM28 162H27V163H28ZM41 162H42V161H40V163H41ZM68 162H71V161H68ZM81 162H82V161H81ZM84 162H85V160H84ZM84 162H83V163H84ZM155 162H156V164H159V161H156V160H155ZM161 162H162V158H161ZM11 163H13V162H11ZM20 163H21V162H20ZM30 163H31V162H30ZM51 163H52V162H51ZM66 163H67V162H66ZM79 163H80V162H79ZM83 163H82V164H83ZM92 163H93V162H92ZM95 163H96V161H95ZM95 163H94V164H95ZM49 164H50V163H49ZM61 164H63V163H61ZM69 164H70V163H69ZM74 164H76V162H75ZM94 164H93V165H94ZM6 165H7V164H6ZM19 165H20V164H19ZM42 165H43V164H42ZM44 165H45V164H44ZM77 165H78V164H77ZM80 165H81V164H80ZM80 165H79V166H80ZM2 166H3V165H2ZM12 166H13V165H12ZM23 166H24V165H23ZM28 166H29V165H28ZM28 166H27V167H28ZM30 166H31V164H30ZM30 166H29V168H30ZM32 166H33V165H32ZM37 166H38V165H37ZM45 166H46V165H45ZM50 166H51V165H50ZM56 166H57V165H56ZM56 166H55V167H56ZM65 166H67V165H65ZM88 166H89V165H88ZM96 166H97V164H96ZM3 167H4V166H3ZM10 167H11V166H10ZM25 167H26V166H25ZM27 167H26V168H27ZM34 167H35V166H33L32 169H34ZM38 167H39V166H38ZM55 167H54V169H55ZM76 167H77V166H76ZM82 167H83V166H81V168H82ZM94 167H95V166H94ZM222 167H223V166L219 167V169L222 170ZM26 168H25V169H26ZM40 168H41V167H40ZM40 168H39V169H40ZM49 168H50V167H49ZM60 168H61V166H60ZM77 168H79V167H77ZM191 168H192V167H191ZM2 169H3V168H2ZM2 169H0V170H2ZM5 169H6V168H5ZM14 169H15V167H14ZM25 169H24V170H25ZM35 169H37V168H35ZM52 169H53V168H52ZM54 169H53V170H54ZM86 169H87V168H86ZM86 169H85V170H86ZM93 169H94V168H93ZM11 170H12V169H11ZM16 170H17V168H16ZM18 170H21V169H18ZM43 170H44V169H43ZM45 170H46V169H45ZM50 170H51V169H50ZM50 170L48 169L47 172H48V171L50 172ZM76 170H77V169H76ZM137 170H138V169H137ZM157 170H161V168L157 167ZM25 171H26V170H25ZM34 171H37V170H34ZM58 171H59V167H58ZM90 171H91V170H90ZM223 171H225V168L223 169ZM30 172H31V170H30ZM45 172H46V171H45ZM47 172H46V173H47ZM52 172L54 173L55 170L52 171ZM62 172H63V171H62ZM62 172H61V173H62ZM216 172H217V171H216ZM13 173L15 174V170H14V172H12L11 174H13ZM16 173H17V172H16ZM36 173H37V172H36ZM38 173H39V172H38ZM46 173H45V174H46ZM120 173H121V172H120ZM14 174H13V175H14ZM17 174H18V173H17ZM30 174H33V172L30 173ZM49 174H50V173H49ZM133 174H134V173H133ZM8 175H10V174L8 173ZM33 175H34V174H33ZM47 175H48V174H47ZM54 175H56V174H54ZM60 175H61V174H60ZM60 175H59V176H60ZM77 175H78V174H77ZM10 176H11V175H10ZM10 176H8V177H9L8 179H10ZM14 176L16 177V174H15ZM18 176H19V175H18ZM20 176H22V175H20ZM78 176H79V175H78ZM12 177H13V176H12ZM34 177H35V176H34ZM76 177H77V176H76ZM35 178H37V176H36ZM41 178H42V177H41ZM47 178H48V180H49V177H47ZM47 178H45V179H47ZM72 178L74 179V177H72ZM83 178L85 179V177H83ZM178 178H179V179H178ZM6 179H7V177H6ZM14 179H15V178H14ZM45 179H44V180H45ZM50 179H51V178H50ZM76 179H78V178H76ZM76 179H75V181H76ZM80 179H81V178H80ZM11 180H13V179H11ZM37 180H38V179H37ZM42 180H43V178H42ZM44 180H43V181H44ZM78 180H79V179H78ZM107 180H108V179H107ZM20 181H21V180H20ZM43 181H42V182H43ZM45 181H46V180H45ZM23 182H24V181H23ZM64 182H65V181H64ZM1 183H4V182H1ZM12 183H13V182H12ZM21 183H22V182H21ZM45 183H46V182H45ZM45 183H44V184H45ZM50 183H52V182H50ZM194 183H197V182L194 181ZM9 184H11V183H9ZM14 184H15V183H14ZM19 184H20V183H19ZM23 184H24V183H23ZM23 184H22V185H23ZM71 184H72V183H71ZM76 184H77V183H76ZM83 184H84L83 187L86 188V187H85V183H83ZM86 184H87V183H86ZM95 184H96V183H95ZM102 184H103V183H102ZM177 184H178V185H177ZM190 184H192V183L190 182ZM199 184H201V183L198 182V184H196V185H199ZM3 185H4V184H3ZM45 185H46V184H45ZM47 185H48V184H47ZM87 185H88V184H87ZM87 185H86V186H87ZM163 185H164V180H162V187H161L159 190H161V191H162V190H166L167 192H169V191H173V190H171V189H167V188H165ZM16 186H17V185H16ZM23 186H25V185H23ZM200 186L202 187V184H201ZM203 186H204V185H203ZM3 187H4V186H3ZM3 187H2V188H3ZM8 187H9V186H8ZM19 187H20V185H19ZM44 187H45V186H44ZM44 187H43V188H44ZM46 187H47V186H46ZM62 187H63V185H62ZM64 187H67V186L65 185ZM80 187H81V186H80ZM80 187H79V188H80ZM188 187H189V184H188V186H187V190H188ZM193 187H195V186L193 185ZM2 188H1V189H2ZM113 188H114V186H113ZM152 188H153V187H152ZM155 188H157V187H155ZM190 188H191V187H190ZM3 189H4V188H3ZM18 189H19V188H18ZM21 189H22V188H21ZM21 189H19V190H21ZM50 189H51V188H50ZM53 189H54V188H53ZM58 189H59V188H58ZM77 189H78V186H77ZM92 189H94V188H92ZM117 189H118V188H117ZM143 189H144V188H143ZM143 189H142V190H143ZM180 189H181V188H180ZM180 189H179V190H180ZM182 189H183V188H182ZM206 189H207V186L203 187V192H205ZM51 190H52V189H51ZM69 190H70V189H69ZM139 190H140V189H139ZM157 190H158V189H157ZM185 190H186V188H185ZM31 191H32V190H31ZM47 191H48V190H47ZM52 191H54V190H52ZM55 191H56V190H55ZM70 191H71V190H70ZM116 191H117V190H116ZM135 191H136V190H135ZM148 191H149V190H148ZM148 191H147V192H148ZM151 191H152V190H151ZM36 192H37V191H36ZM38 192H40V191H38ZM138 192H139V191H138ZM138 192H137V193H138ZM163 192H164V191H163ZM178 192L180 193V191H178ZM184 192H185V191H184ZM184 192H183V193H184ZM186 192H187V191H186ZM188 192H189V191H188ZM42 193H43V192H42ZM76 193H77V192H76ZM127 193H128V192H127ZM140 193H141V192H140ZM142 193H143V192H142ZM148 193H150V192H148ZM148 193H147V194H148ZM153 193H154V191H153ZM183 193H182V194H183ZM14 194H15V192H14ZM37 194H38V193H37ZM37 194H36V195H37ZM55 194H56V193H55ZM66 194H67V193H66ZM133 194H134V193H133ZM133 194H132V195H133ZM144 194H145V193H144ZM180 194H181V193H180ZM180 194H179V195H180ZM189 194H190V193H188V195H189ZM17 195H18V194H17ZM17 195H16V196H17ZM22 195H24V194H22ZM47 195H48V193H47ZM72 195L75 196L74 194H72ZM125 195H126V194H125ZM140 195H141V194H140ZM20 196H21V195H20ZM30 196H31V195H30ZM41 196H43V195H41ZM49 196H50V194H49ZM49 196H48V197H49ZM55 196H56V195H55ZM88 196H89V195H88ZM135 196H136V195H135ZM186 196H187V195H186ZM0 197H1V196H0ZM21 197H22V196H21ZM38 197H39V196H38ZM105 197H106V196H105ZM116 197H117V196H116ZM124 197H127V195H126V196L123 195V198H122V199H124ZM131 197H132V196H131ZM139 197H140V196H139ZM179 197H180V196H179ZM44 198H45V197H44ZM88 198H89V197H88ZM88 198H87V199H88ZM95 198H96V197H95ZM141 198H142V196H141ZM144 198H145V196H144ZM176 198H177V197H176ZM1 199H2V198H1ZM41 199H43V198H41ZM46 199H47V198H46ZM125 199H126V198H125ZM128 199H129V197H128ZM131 199H132V198H131ZM131 199H130V200H131ZM135 199H136V198H135ZM177 199H179V198H177ZM19 200H20V199H19ZM130 200H129V201H130ZM136 200H137V199H136ZM159 200H160V199H159ZM159 200H157V201L159 202ZM40 201H41V200H40ZM44 201H46V200H44ZM44 201H43L42 203H44ZM48 201H49V200H47V202H48ZM51 201H52V200H51ZM157 201H156L155 203H157ZM17 202H18V201H17ZM49 202H50V201H49ZM121 202H123V201H120V203H121ZM40 203H41V202H40ZM130 203H131V202H130ZM4 204H5V203H4ZM34 205H36V204H34ZM37 205H39V204H37ZM37 205H36V206H37ZM40 205H41V204H40ZM71 205H72V204H71ZM76 205H77V204H76ZM135 205H136V204H135ZM43 206H44V205H43ZM119 206H120V204H119ZM125 206H126V205H125ZM125 206H124V207H125ZM153 206H154V205H153ZM157 206H158V205H157ZM1 207H3V205H2ZM1 207H0V208H1ZM5 207H6V206H5ZM22 207H23V206H22ZM28 207H29V206H28ZM37 207H38V206H37ZM41 207H42V206H40V208H41ZM47 207H49V206L47 205ZM47 207H46V204H45V209H46ZM97 207H98V206H97ZM121 207H122V205H121ZM143 207H144V206H143ZM158 207H159V206H158ZM125 208H126V207H125ZM153 208H154V207H153ZM75 209H76V208H75ZM93 209H94V208H93ZM3 210H4V209H3ZM39 210H40V209H39ZM41 210H42V209H41ZM90 210H91V209H90ZM6 211H7V210H6ZM37 211H38V210H37ZM1 212H2V211H1ZM1 212H0V214H1ZM7 212H8V211H7ZM32 212H33V211H32ZM38 213H39V212H38ZM95 213H96V211H95ZM9 214H10V213H9ZM23 214H24V213H23ZM32 214L34 215V213H32ZM32 214H31V215H32ZM69 214H70V213H69ZM3 215H5V214L3 213ZM13 215H15V214H13ZM27 215H28V214H27ZM40 215H41V214H40ZM70 215H71V214H70ZM77 215H78V214H77ZM79 215H80V214H79ZM158 215H159V214H158ZM161 215H163V214H161ZM0 216H2V215H0ZM23 216H24V215H23ZM64 216H65V215H64ZM80 216H81V215H80ZM10 217H11V215H10ZM19 217H20V216H19ZM32 217H33V216H32ZM157 217H158V216H157ZM0 218H1V217H0ZM2 218H3V217H2ZM15 218H16V217H15ZM158 218H159V217H158ZM11 219H12V218H11ZM16 219H17V218H16ZM156 219H157V218H156ZM4 220H6V219H4ZM17 220H18V219H17ZM28 220H29V219H28ZM70 220H71V219H70ZM161 220H162V219H161ZM259 220H261V221L264 220V217H262V218L259 219ZM259 220H258V221H259ZM1 221H3V219H1ZM79 221H80V219H79ZM261 221H260V222H261ZM4 222H6V221H4ZM64 222H67V221L64 220ZM67 223H68V222H67ZM71 223L73 224V222H71ZM7 224H8V222H7ZM9 224H10V223H9ZM16 224H17V223H16ZM65 224H66V223H65ZM10 225H11V224H10ZM1 226H2V224H1ZM25 226H26V225H25ZM2 227H3V226H2ZM17 227H18V226H17ZM21 227H22V226H21ZM85 227H86V225H85ZM7 228H9V227H7ZM16 229H17V228H16ZM59 229H61V228H59ZM66 229H67V228H66ZM130 229H131V228H130ZM8 230L11 231V229H8ZM12 230H13V229H12ZM17 230H18V229H17ZM24 230H26V227H25ZM28 230H29V228H28ZM31 230H32V229H31ZM20 231H22V230H20ZM49 231H50V230H49ZM62 231H65V230H62ZM68 231H69V230H68ZM83 231H84V230H83ZM118 231H119V230H118ZM11 232H12V231H11ZM13 232H14V231H13ZM13 232H12V235H13ZM16 232H17V231H16ZM18 232H19V231H18ZM26 232H27V230H26ZM84 232H85V231H84ZM86 232H87V231H86ZM129 232H130V231H129ZM2 233H3V232H2ZM2 233H0V234H2ZM9 233H10V232H9ZM14 233H15V232H14ZM20 233H21V232H20ZM75 233H76V232H75ZM79 233H80V232H79ZM89 233H90V232H89ZM118 233H119V232H118ZM22 234H23V233H22ZM36 234H37V233H36ZM57 234H58V233H57ZM81 234H82V233H81ZM129 234H130V233H129ZM151 234H152V233H151ZM4 235H5V234H4ZM14 235H15V237L17 236L16 233H15ZM71 235L74 236L73 233H72ZM79 235H80V234H79ZM0 236H1V235H0ZM8 236H9V235H8ZM19 236H20V235H19ZM24 236H25V235H24ZM24 236H23V237H24ZM49 236H51V235H49ZM49 236H48V237H49ZM81 236H82V235H81ZM83 236H84V235H83ZM113 236H114V235H113ZM46 237H47V236H46ZM46 237H45V238H46ZM51 237H52V236H51ZM59 237H61V236H59ZM76 237H78V236L76 235ZM109 237H110V236H109ZM4 238H5V237H4ZM53 238H56L57 240H59L57 237H53ZM62 238H63V237H61L60 240H62L63 242L59 240V242H61V244L64 243V239H62ZM111 238H112V237H111ZM2 239H3V236H2ZM20 239H21V238H20ZM42 239H43V238H42ZM47 239H49V238H47ZM56 239H55V240L53 239V240L56 241ZM84 239H85V238H84ZM107 239H108V238H107ZM18 240H19V239H18ZM36 240H37V238H36ZM53 240H52V241H53ZM79 240L81 241V239H79ZM115 240H116V238H115ZM134 240H135V239H134ZM4 241H5V240H4ZM31 241H32V240H31ZM40 241H41V240H40ZM44 241H45V242H44ZM50 241H51V240H50ZM82 241H83V240H82ZM82 241H81V243H82ZM6 242H7V241H6ZM9 242H10V241H9ZM43 242L46 243V239L43 240ZM105 242H107V241H105ZM116 242H117V241H116ZM26 243H27V242H26ZM41 243H42V241H41ZM41 243H40V244H41ZM77 243L80 244V242H76V244H77ZM42 244H43V243H42ZM57 244H58V241H57L56 243L53 242L52 244H48V245H50V246L53 245V247H54V246H57ZM67 244H68V243H67ZM69 244H71V243H69ZM116 244H117V243H116ZM62 245H63V244H62ZM73 245H74V244H73ZM84 245H85V244H84ZM122 245H123V243H122ZM124 245H125V243H124ZM131 245H132V244H131ZM50 246H49V248H50ZM138 246H139V245H138ZM0 247H1V246H0ZM65 247H66V246H65ZM105 247H106V246H105ZM1 248H2V247H1ZM7 248H9V246H7ZM10 248L13 249V251H12V252L9 251L10 253L8 252L7 254H10V255H8V256H10V257H12V255H13V257H14V259H15V258L18 257V254H20L19 251H20V250L22 251V249H25V250L28 249V250H31V251H35L36 249H41V250H42V249H46V253H47L48 246H39L38 248H36V247H35V244H28V245H23V246L12 245V247L10 246ZM54 248H55V247H54ZM54 248H53V249H54ZM56 248H58V247H56ZM102 248H104V247H102ZM117 248H118V247H117ZM117 248H116V249H117ZM51 249H52V248H51ZM62 249H63V248H62ZM105 249H106V248H105ZM2 250H3V249H2ZM2 250H1V251H2ZM28 250H26V251H28ZM41 250H40V251H41ZM59 250H60V248H59ZM73 250H74V249H73ZM113 250H114V249H113ZM62 251H63V250H62ZM65 251H66V250H65ZM71 251H72V250H71ZM104 251H105V250H104ZM109 251H111V250H109ZM117 251H118V250H117ZM38 252H39V251H38ZM60 252H61V251H60ZM5 253H6V252H5ZM34 253H35V252H34ZM36 253H37V252H36ZM42 253H45V251L42 252ZM69 253H70V252H69ZM69 253H68V254H69ZM101 253H102V251H101ZM103 253H104V252H103ZM109 253H110V252H109ZM112 253H113V252H112ZM0 254H1V253H0ZM7 254H6V255H7ZM49 254H50V253H49ZM61 254H62V253H61ZM68 254H66V256H67ZM122 254H123V253H122ZM1 255H3V254H1ZM6 255H3V256H6ZM32 255H34V257H35V254H32ZM38 255H39V253H38ZM109 255H112V254H109ZM21 256H22V255H21ZM39 256H40V255H39ZM44 256H45V255H44ZM49 256H51L50 258H52L53 255H49ZM60 256H61V255H60ZM60 256H59V257H60ZM113 256H114V255H113ZM150 256H151V255H150ZM260 256H261V257H260L261 260L263 261V260H264V253H263L262 255H260ZM41 257H42V256H41ZM67 257H68V256H67ZM71 257H72V256H70V258H71ZM110 257H111V256H110ZM110 257H109V258H110ZM122 257H123V256H122ZM127 257H128V256H127ZM127 257H126V258H127ZM6 258H7V257H6ZM6 258H5V261L3 260L4 262H6V260H7ZM42 258H43V257H42ZM47 258H48V257H47ZM47 258H46V259H47ZM53 258H54V257H53ZM70 258H69V259H70ZM115 258H116V257H115ZM0 259H1V258H0ZM10 259H11V258H10ZM10 259H9V260H10ZM14 259H13V261H14ZM37 259H38V258H37ZM64 259H65V256H64V257L62 256V261H65ZM67 259H68V258H67ZM105 259H106V258H105ZM207 259H208V258H207ZM28 260H29V259H28ZM44 260H45V259H44ZM44 260H43V261H44ZM49 260H50V259H49ZM51 260H52V259H51ZM55 260H56V259H55ZM78 260H79V259H78ZM46 261H47V260H46ZM127 261H128V260H127ZM140 261H141V260H140ZM140 261H138V264H144V262H140ZM0 262H1V261H0ZM4 262H3V263H4ZM34 262H35V261H34ZM34 262H33V263H34ZM44 262H45V261H44ZM49 262H50V261H49ZM105 262H106V261H105ZM105 262L103 261L104 264H105ZM152 262H156L157 264H160V261L157 260V259L154 260V261H152ZM1 263H2V262H1ZM9 263H11V260H10ZM17 263H18V262H17ZM27 263H28V262H27ZM39 263H40V261H39ZM42 263H43V262H42ZM47 263H48V262H47ZM60 263H61V262H60ZM67 263H68V262H67ZM73 263H74V261H73ZM103 263H102V264H103ZM113 263H118V264H119V262H117L116 259H113ZM123 263H124V262H123ZM123 263H122V264H123ZM145 263H146V261H145ZM14 264H15V262H14ZM18 264H19V263H18ZM25 264H26V263H25ZM28 264H29V263H28ZM30 264H31V262H30ZM43 264H44V263H43ZM125 264H126V262H125ZM128 264H129V263H128ZM131 264H132V263H131Z\"/></svg>",
	"mask_w": 264,
	"mask_h": 264
},
{
	"label": "water",
	"instance_id": "95a60500",
	"mask_svg": "<svg viewBox=\"0 0 264 264\" xmlns=\"http://www.w3.org/2000/svg\"><path fill=\"white\" fill-rule=\"evenodd\" d=\"M206 76L218 80L220 87L244 102L246 108L264 125V81L251 79L237 73L209 72Z\"/></svg>",
	"mask_w": 264,
	"mask_h": 264
},
{
	"label": "snow or ice",
	"instance_id": "6c2138e0",
	"mask_svg": "<svg viewBox=\"0 0 264 264\" xmlns=\"http://www.w3.org/2000/svg\"><path fill=\"white\" fill-rule=\"evenodd\" d=\"M241 79H243V77H241Z\"/></svg>",
	"mask_w": 264,
	"mask_h": 264
}]
</instances>
